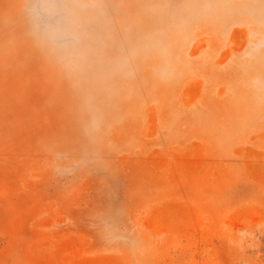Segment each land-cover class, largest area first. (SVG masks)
Listing matches in <instances>:
<instances>
[{
    "label": "rangeland",
    "instance_id": "obj_1",
    "mask_svg": "<svg viewBox=\"0 0 264 264\" xmlns=\"http://www.w3.org/2000/svg\"><path fill=\"white\" fill-rule=\"evenodd\" d=\"M0 264H264V0H0Z\"/></svg>",
    "mask_w": 264,
    "mask_h": 264
}]
</instances>
